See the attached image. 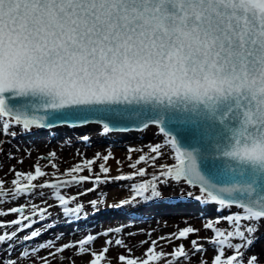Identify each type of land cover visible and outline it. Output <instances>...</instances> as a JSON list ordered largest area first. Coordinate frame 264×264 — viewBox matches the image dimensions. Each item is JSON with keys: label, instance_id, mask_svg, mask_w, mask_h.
<instances>
[{"label": "snow or ice", "instance_id": "1", "mask_svg": "<svg viewBox=\"0 0 264 264\" xmlns=\"http://www.w3.org/2000/svg\"><path fill=\"white\" fill-rule=\"evenodd\" d=\"M125 121H135L141 130L156 126L164 138L149 148L152 155L142 152L134 161L131 153L138 149H127L130 173L111 176V150L66 169L62 175L68 179L35 183L48 175L36 163L34 171H15L10 189L0 180V202L44 200L43 189H53L62 214L79 218L84 204L69 206L77 196L62 194L63 189L91 183L78 193L85 195L100 184L145 177L154 167L158 174L128 186L134 195L106 206L135 208L163 198L164 187L191 186L198 194L187 191V197L216 206L217 216L205 218L202 226L212 234L203 238L213 248L210 264H264V257L252 251L264 227V0H0V135L89 123L109 134L126 130ZM165 146L174 163L157 164L168 154ZM55 156L48 153L54 170ZM97 160L102 162L94 172ZM142 163L147 167H138ZM121 164L116 159L117 169ZM88 203L99 212L103 194ZM47 212L35 203L0 210V217L17 214L0 220V245L10 249L25 229L31 230L25 241L40 236L47 229H34V217L44 221ZM122 231L123 226L110 227L74 243L57 247L50 240L38 248H54L53 257L75 248L77 255L91 257L84 264H101L110 245L126 247L125 241L108 238L99 250L90 246L101 235ZM199 231L185 226L151 240L143 258L127 249L117 259L119 264H178L191 256L207 264L201 238L192 239L187 250L183 242L174 243ZM161 241L173 245L170 253ZM38 248L32 254L38 256ZM0 264L18 261L0 257Z\"/></svg>", "mask_w": 264, "mask_h": 264}, {"label": "bare ground", "instance_id": "2", "mask_svg": "<svg viewBox=\"0 0 264 264\" xmlns=\"http://www.w3.org/2000/svg\"><path fill=\"white\" fill-rule=\"evenodd\" d=\"M62 129H67V130L63 131ZM15 130L17 132L20 131L19 129H15ZM98 130H96L94 124H88L83 127V131L86 132L88 136H90L89 140H93V139L98 140V141L102 140L100 138L101 136L98 135ZM44 132L45 133L47 132V137H45L46 140H44L45 138L43 139L42 136H41V139L36 138L37 137L36 135L38 133L43 134ZM76 132H77V129L73 127H69V128L61 127V128H56V129H50V130L35 129L34 132L30 131V132H27V134L25 135V138H27L29 141L27 143H24L23 140H25V138L20 137L19 135H17V138L16 139L14 138V140L8 139L6 135H0V171L9 165L10 161L8 157H13L19 151H23V150H25V152H28V153H26L21 158L20 163L16 166V168L14 169V172L15 171H26L28 165L34 164L37 162L36 157L41 153L55 152L56 156L54 158L57 159V164H60L61 162H63L64 163L63 166L55 170L54 169H49V170L43 169L47 173H53V172L59 171L60 169L64 167L70 168L71 167L70 165L74 161H78L82 159V156L85 157L84 155L86 154H89V155L94 154L95 152H97V150H100V148L105 146V145L98 146L96 149H93V147L90 145L81 146L78 150H76V147L74 149L69 148L68 145L72 141V139L77 138V136H75ZM32 133H35V134H32ZM120 133L121 134H118L115 132V134L114 133L111 134V135H114V139L116 142L119 141V145H118L119 149L114 150L115 159L109 161V165L113 168V171L118 170L117 165H116V159L121 160L122 164L120 165V167L123 166L124 159L120 151V147H121L120 144H123L124 142L128 141V139H130L131 137H133V140H137L139 141V143L145 144L142 147L143 153H148L149 155H152V153L149 152V148L156 143V142H153V140H151L152 138H154V134L152 130L147 128L145 130L137 131V132L125 131V132H120ZM32 136H34V138ZM83 142H86V141H83ZM133 143H136V142H133ZM138 146H133V147L138 149L139 148ZM162 151H165L168 154L164 157L163 160H158L157 164L165 163V160L171 157L170 152L166 148H163ZM142 152L140 151L138 155L134 153V156L135 155L139 156L142 154ZM149 163L151 162L149 161ZM138 167H147V165L142 163ZM64 170H66V168H64ZM155 170H157V168L148 167V173L154 172ZM124 174H128V173H124ZM141 178L143 177L137 176L133 178V180L129 181L130 182L129 184L130 185L134 183L136 184ZM2 180L5 181V188L9 189L8 184L10 180L8 176H5ZM40 181L41 179L38 178V180L35 181V183H41ZM113 186L106 187L104 184H101L100 186H98L97 191H94V192L98 194H105L107 189H110V191H113L114 189L117 190V187L115 185ZM185 186L187 185H184V184L176 185L171 190H168V191L171 192L172 190H174L175 192L176 190L183 189ZM92 187L93 185L91 183L81 184L78 187H74L71 191L63 190L62 194H65L67 196L76 195L77 199L89 197V196H93V192H89L85 195H79L78 193H82L86 189H89ZM165 188L168 189V187H165ZM43 191L46 194H48L46 195L44 200H41L39 198H34L30 201L27 198H20L15 201L9 199L5 203L0 202V203H4L2 206L3 210H7V208L5 207L8 205H12V204L29 205L30 203H35L40 207L48 208V212L45 213V215L48 216L49 219L53 218L52 219L53 223L49 224L46 220L40 221L38 217H34V219H37V223L33 225V228L36 229V228L43 227L44 229H47V230L43 231L40 236L34 238L33 240L39 241L43 239L42 236L43 237H49V236L57 237L62 232H64L63 236H67V235L70 236L72 233L74 234L75 233L76 234L102 233L101 232L102 230H106L110 227H116V226H123V231L120 233V235L121 237H124L127 233L132 234V232L134 231L137 232L140 229L150 228L151 230L149 232L150 237H148L147 234H144L143 238L141 239L139 238L138 241L133 242L129 246V249H131V252L135 257L142 256L143 252L150 245L151 240L153 239L157 240L161 236L167 237L171 233L178 232V230L175 231L177 226L187 225L184 223L180 224V222L188 221L191 224H193L196 221V219L192 217H195L198 214L197 210H199L201 213L205 210L204 209L205 206H200V205L198 206L192 202H183L182 200H179V201L177 200L175 201V199L169 200V201L165 200L164 203H160V204H155L153 203V201L149 200V201H146L145 203H138V207H135V208L131 206H125L119 209L105 208L104 210L95 212V213L93 211L83 210V212L79 214V218H77L75 214L65 217L62 214V209L59 206L58 207L60 209L56 210V206L54 203L55 199L51 195V193L54 192L55 190L43 189ZM124 192H125V189L121 190L117 194H121ZM2 209L0 208V210ZM25 212H26L25 214H30V211L27 207H26ZM182 212L183 213L187 212L188 215L183 214V216H181L180 214ZM16 216L17 215L9 214L5 217H0V220L6 221L5 218H8L11 221L15 219ZM154 219H156V221H153ZM136 220L139 221V223H136L138 225H135V224L133 225L132 223H130V222H135ZM49 225L51 226L49 227ZM92 225H95L93 226L94 228H90V226ZM11 230H14V228ZM30 231H31L30 229L23 230V232H28V234ZM206 231L207 230H204L203 228H201V233L204 236L203 238H205ZM128 234L125 237L127 236L130 237V235ZM256 235L259 238L256 240L255 244L253 245L252 251L257 252L260 255L264 256V227H260ZM104 240L105 239L103 237H98L95 243L92 244L90 247L93 249L99 250ZM202 241L204 240L202 239ZM141 242H145V243L142 244ZM174 243L176 244V241H174ZM160 244H161V247L172 245V244H167L163 241H161ZM109 248L111 249L112 247L109 246ZM204 248H205V252L209 253L208 243H204ZM4 250L5 249H2L0 251V257L4 256L3 254ZM87 258H89V255ZM83 263L84 262H81L80 264H83Z\"/></svg>", "mask_w": 264, "mask_h": 264}, {"label": "rangeland", "instance_id": "3", "mask_svg": "<svg viewBox=\"0 0 264 264\" xmlns=\"http://www.w3.org/2000/svg\"><path fill=\"white\" fill-rule=\"evenodd\" d=\"M89 124H94L96 130L99 129L98 130V135L101 136L100 138L102 140L101 141H98V140H94L93 139V140H89V141L83 142L84 140H82V137L84 135H87V133L83 131V127L86 126V125H77V126H73L74 128L77 129V132L75 133V136H77V138L72 139V141L69 143L68 147L69 148H72V149H74L76 147V150H78L81 146H86V145L92 146L93 149H96L98 146L105 145L104 147L100 148V150H97V152H101L102 154H106V152L108 150H111L113 152V154H114V150L115 149H119V147H118L119 141L116 142L115 139H114V135H111L110 133L109 134H103L102 133V128H101L100 125H97L95 123H89ZM63 126L66 127L65 125H63ZM67 127L69 128L68 125H67ZM148 128L150 130H152V132L154 134V138H152L151 140H153V142H156V143L157 142L162 143L164 138H163V135L159 133L157 127L156 126H149ZM17 129H19V128H17ZM62 130L64 131V130H67V129H62ZM125 131H127V130H125ZM128 131L137 132V131H142V130L141 129H128ZM32 132H34V131H32ZM118 132H122V131H116V133H118ZM113 133H115V132H113ZM26 134L27 133H22L19 136L25 138V135ZM32 134H35V133H32ZM119 134H121V133H119ZM36 136H35L36 138H40V139H41V136H42V138L44 139L45 137H47V132L46 133L44 132L43 134L42 133H38ZM32 137L34 138V136H32ZM7 138L14 140V138L16 139L17 136H15V137L7 136ZM44 140H46V138ZM23 142L24 143H27L29 141H28L27 138H25V140H23ZM133 142H136V143H133ZM120 145H121L120 151H121V154L123 156L124 162H123V166L120 167L116 171H113V168L111 167L112 168L111 176H113V177L116 176V175H118V174L130 173L131 171H133L131 168L128 167V164L130 162L125 159L126 156L128 155L127 149L130 146L133 147V146H138L139 145L138 146L139 147L138 150L132 152V161H133L134 159H136L138 157L136 155L139 154V152L142 150V147L145 144L139 143V141L133 140V137H131L130 139H128V141H126V142H124L123 144H120ZM165 148L172 155V153L170 151V147L169 146H165ZM97 152H95V153H97ZM26 153H28V152H25V150H23V151H19L13 157H8L9 158V161H10L9 165L6 166L3 170L0 171V180H2L5 176H8V178L10 180V182L8 184L9 185V189L12 187L11 180L13 178H15V176H14V169L20 163L21 158ZM48 153H50V152H48ZM48 153H45L44 152V153L39 154L36 157V161H37L36 163H39L41 165L42 169H46V170L51 169V167H50V165L48 163V161H49ZM95 153L94 154H91V155L86 154L84 156L86 158H92L95 155ZM134 153H136L135 156H134ZM83 158L84 157L82 156V159ZM52 159L57 164V159L54 158V157ZM82 159H80L78 161H74L70 166L71 167L74 166L77 162H80ZM100 162H102V161L97 160V163L95 165H93L94 172H98L99 171L98 164ZM165 162L166 163H174V160L171 159V158H168V159L165 160ZM36 163H34V164H36ZM34 164L28 165L26 171H29V170H33L34 171V168H33V165ZM63 164H64L63 162H61L60 164H57L58 165V168H61L63 166ZM64 168L68 169L67 167H64ZM64 168L60 169L59 171H56V176L55 177L52 176V173H48V175L46 177H44L43 179L40 178L41 179L40 182L43 183L45 179H48V180L61 179L62 180V179H68V178H70V177H67V176L62 175L65 172ZM82 174L88 175V172L85 170ZM152 174H158V169L155 170L154 172L148 173V175L145 176L146 179H150ZM140 180L138 182H140ZM21 181L26 183V181L22 177H21ZM129 183H130L129 181H115V182H112V183L104 184L106 187H112L113 185H115L117 187V190H115V189L113 191H110V189H107L106 190V193L103 194V199H104L105 203L98 206L101 209L100 211L104 210L105 207H107L106 205H108V204H114V203L118 202L120 199L128 198V197L134 195V193L128 187V186H130ZM83 184H89V183L86 182V183H83ZM74 187L65 188L63 190H65V191H71ZM158 187H159V185H158ZM123 189H125V192L124 193L117 194V193H119ZM171 189H169V188L166 189L164 187L163 188V191H165V192L162 191L163 198H161V199H152L150 201H153V203H155V204H160V203H164L165 200L166 201H169V200H174L175 199V201L176 200L177 201L182 200L183 202H192V203H194L195 205H198V206L199 205L200 206H205V208H204L205 210L202 213L199 210H197L198 211V214L195 217H192V218L196 219V221L193 224H191L188 221L180 222V224L181 223H184V224H187L185 226H193V227H195V228H197V229L200 230L198 234L190 235L188 237V239H185L183 241L176 240V245H178L179 243L183 242L185 244V247H186V250H187V249H190V247H191L190 246V241L192 239H197L198 237L201 238V240L203 239L204 236L201 233V228H203L202 226L206 222V219L205 218H214V217L217 216V212L215 210L216 209V206L214 204H205V203H202V202H198V201H196L194 199V197L193 198L187 197V195H186V192L187 191H192L194 193V195L195 194H198V189L193 188L191 186H188L187 185V186H185L181 190H176L175 192H174V190H172L171 192H169L168 190H171ZM48 190H52V189H48ZM101 195L102 194H98L96 192H93V196L84 197V198H78L75 201H71L70 200L69 201V206L74 207L76 203H82L85 206L84 207V210H86V211H93V209L89 206V203L88 202L91 201L92 199H99V198H101ZM9 199L10 198H5L6 202ZM4 203H0V208L1 209H2V206H3ZM54 203H55V206H56V210L57 209H60L57 206L58 202L56 200H54ZM140 203H145V202H140ZM13 206H18V205L17 204H12V205L6 206L5 208L8 209V208L13 207ZM137 207H138V205H137ZM232 211H236V209L233 208ZM183 214L184 215H188L187 212H184V213L182 212L180 215L183 216ZM12 215H17V214H12ZM5 219H6V221H10L8 218H5ZM52 219H49V217H48L46 219V221L49 224H52L53 223V220ZM153 221H156V219H154ZM130 223H132L133 225L134 224L135 225H138L136 223H139V221L136 220L135 222H130ZM93 226H95V225L90 226V228H94ZM185 226H177V228L175 229V231H177V230H179V229H181V228H183ZM220 227H225V224L222 222L221 225H220ZM0 231H2V230H0ZM104 231L105 230H102L101 232H104ZM150 231H151L150 228L140 229L137 232H135V231L132 232V235H130V237H128V236L125 237L128 233L124 237H121L120 234H110L109 237H105L103 235L99 236V237H103L104 239L111 238V239H113V241L116 238H121V239H123L125 241V245H126V247H124V246H116L114 243L112 245H110L112 248L109 250V252L107 253L108 255H107L106 259L104 261H102L101 264H106V263L109 264V262H110V264H119V261L117 259V256L119 254H125L126 255L128 253L127 252V249H129V246L133 242L138 241L139 238L140 239L143 238V235L144 234H147L148 237H150V235H149V232ZM63 233L64 232L60 233L57 236V237H60V239H58V240L56 239L57 238L56 236L55 237L54 236L53 237L52 236H49V237H43L42 236L43 239H41L39 241L38 240L25 241V240L22 239V237L24 235H27L28 232H23L22 231V232H19L17 234L18 240L12 242V247L10 249L8 248L7 245H0V251L2 249H5L4 252H3V254H4L3 258L5 259V261L7 260V258H12V259L17 260L18 261V264H42V261H41L40 257L47 258L49 260L50 264H72L73 258L75 259V264H80L81 262H86L87 260H89L91 258L90 256H89V258H87L88 255H86V254H84V255H77L75 248L70 249V250H65L63 253L57 254L55 257L49 255V252H54V248H51V249H49V248H38V246L40 244L46 243L47 241H50V240L51 241H54L55 246H57V247L63 245L66 242H73L74 243L75 241L81 239L85 235L84 233H79V234L72 233L70 236L69 235L63 236ZM205 233H206L205 237H210L212 235L210 231H206ZM86 234H89V233H86ZM202 242L203 243H207L205 241H202ZM15 244H17V245H15ZM208 246H209V253H206L205 252L206 253L205 259L207 260V264H210V258L213 255V248H212V246L210 244H208ZM172 247H173V245H169V246H162L161 248H162L163 251L170 253L172 251ZM33 248H38V251H39V255L38 256L35 255V254H32L31 250ZM161 248H158L157 250L159 251V250H161ZM25 250L29 251L30 255L28 257H20L19 256V253L21 251H25ZM261 256L264 257L263 255H261ZM140 257L143 258V256H140ZM158 264H164V260H161L160 262H158ZM178 264H198V262L196 260H193L192 257L190 256L188 258V261L187 262L181 261V262H178Z\"/></svg>", "mask_w": 264, "mask_h": 264}, {"label": "water", "instance_id": "4", "mask_svg": "<svg viewBox=\"0 0 264 264\" xmlns=\"http://www.w3.org/2000/svg\"><path fill=\"white\" fill-rule=\"evenodd\" d=\"M57 125H62V124H54L53 126H57ZM121 127L125 128L126 130H128V129H139V128L135 127V121H125V122H123Z\"/></svg>", "mask_w": 264, "mask_h": 264}]
</instances>
